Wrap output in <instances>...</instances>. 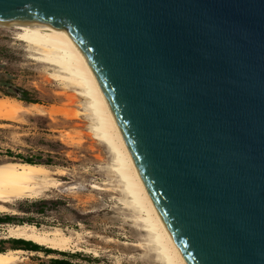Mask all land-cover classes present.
Instances as JSON below:
<instances>
[{
  "label": "water",
  "instance_id": "1",
  "mask_svg": "<svg viewBox=\"0 0 264 264\" xmlns=\"http://www.w3.org/2000/svg\"><path fill=\"white\" fill-rule=\"evenodd\" d=\"M90 62L183 264H264V0H0Z\"/></svg>",
  "mask_w": 264,
  "mask_h": 264
},
{
  "label": "rangeland",
  "instance_id": "2",
  "mask_svg": "<svg viewBox=\"0 0 264 264\" xmlns=\"http://www.w3.org/2000/svg\"><path fill=\"white\" fill-rule=\"evenodd\" d=\"M21 31L19 26L0 25V98H23L20 88H24L37 101L33 103L42 105L47 113L35 112L13 121L0 119V163L31 160L53 171L63 168L66 175L55 174L62 184L50 188L41 198L17 200L12 205L17 213L0 211V217L13 218L10 222L0 220V249H26L13 238H6L5 233L8 224L28 222L44 229L59 228L73 236L79 232L85 240L82 244L96 247L99 256L41 246L40 253L21 254L24 260L17 264H52L53 258L78 264H160L140 224L123 206L122 195L117 190L92 186H118V177L111 170V155L93 136L88 119L75 116L82 108L66 97L74 91H67L52 67L35 59L38 54L20 37ZM63 107L70 110L69 116ZM137 242L142 246L136 247Z\"/></svg>",
  "mask_w": 264,
  "mask_h": 264
},
{
  "label": "bare ground",
  "instance_id": "3",
  "mask_svg": "<svg viewBox=\"0 0 264 264\" xmlns=\"http://www.w3.org/2000/svg\"><path fill=\"white\" fill-rule=\"evenodd\" d=\"M1 24L21 28L20 37L38 54L35 59L52 67L53 74L67 91L69 89L74 91V93L68 92L66 97L71 104L78 103L82 108L76 112L75 116L88 119L93 136L110 153L111 170L118 177V186L107 188L95 183L92 186L105 191L117 190L122 195L120 199L123 206L130 210L134 221L140 224L138 227L148 238V244L156 253L158 263L183 264L149 202L91 64L69 34L68 29L65 26L49 27L23 16L7 21L0 20ZM62 109L64 114L69 116L70 110L67 111L64 107ZM35 112L47 113L38 103L24 104L22 100L8 96L0 98L1 120L13 121ZM55 174L66 175V170L59 168L53 171L43 163L28 161L9 160L0 163V211L15 214L18 211L12 205L17 200L41 198L50 188L60 186L62 180L54 176ZM6 230V238L24 239L54 250L84 251L99 256L96 247L82 244L85 240L79 232L73 236L59 228L44 229L28 222L8 224ZM141 243L137 242L134 245L142 246ZM36 252L41 251L24 248L1 250L0 264H17L24 260L21 254Z\"/></svg>",
  "mask_w": 264,
  "mask_h": 264
},
{
  "label": "trees",
  "instance_id": "4",
  "mask_svg": "<svg viewBox=\"0 0 264 264\" xmlns=\"http://www.w3.org/2000/svg\"><path fill=\"white\" fill-rule=\"evenodd\" d=\"M20 93L23 95V98L20 99H25L29 102H37L33 99H31V97H29V91L24 89V88H20ZM9 95V94H7ZM28 162H32L31 160H27ZM13 218L11 216H5V217H0V220L5 221V222H10ZM15 242L19 243L20 245H23L26 247V249H31V250H40L42 247L41 245H38L32 241H28V240H24V239H16L13 238ZM25 249V248H24ZM2 249H0L1 251ZM49 250V249H46ZM49 252H51V250H49ZM52 264H78L77 262H72L68 259H64V258H53L52 259Z\"/></svg>",
  "mask_w": 264,
  "mask_h": 264
}]
</instances>
